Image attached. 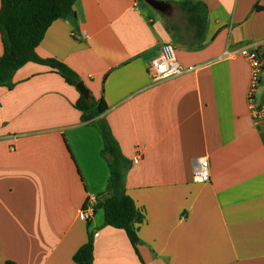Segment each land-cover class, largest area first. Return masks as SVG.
Instances as JSON below:
<instances>
[{
    "label": "crops",
    "instance_id": "obj_1",
    "mask_svg": "<svg viewBox=\"0 0 264 264\" xmlns=\"http://www.w3.org/2000/svg\"><path fill=\"white\" fill-rule=\"evenodd\" d=\"M166 1L159 18L141 0H77L76 21H55L37 48L109 107L103 118L131 164L126 192L144 215L137 249L103 209L79 219L109 196L104 141L75 107L79 91L28 63L13 90L0 86V264H77L90 233L92 264H264V117L252 113L240 54L264 46V0H194L208 9L202 45L174 21L184 0ZM165 44L196 69L154 82L148 67ZM254 104L264 105V76ZM203 159L207 183L194 177Z\"/></svg>",
    "mask_w": 264,
    "mask_h": 264
},
{
    "label": "trees",
    "instance_id": "obj_2",
    "mask_svg": "<svg viewBox=\"0 0 264 264\" xmlns=\"http://www.w3.org/2000/svg\"><path fill=\"white\" fill-rule=\"evenodd\" d=\"M77 0H1L0 32L4 47L0 57V86L13 90V78L17 71L28 63H37L50 67L69 85L77 89L82 82L80 76L68 65L54 58H42L37 48L43 41L51 25L59 19L76 21L74 6ZM179 7L186 15L187 25L193 31L194 45H202L208 21V9L202 2L184 0ZM257 11L264 7L256 6ZM176 30V28L171 27ZM264 61V46L257 49ZM80 93V92H79ZM75 107L82 112L85 123L92 124L100 131L104 141L102 155L105 157L110 178L107 188L108 197L95 206L104 210L105 224L124 230L131 244L137 249L140 242L137 224L144 220V215L135 201L127 194L125 174L130 167L129 160L122 154L111 128L103 118L108 105L102 98L95 100L90 94L86 99L81 93ZM77 264L93 263V234H89L88 242L74 255ZM7 264H14L8 262Z\"/></svg>",
    "mask_w": 264,
    "mask_h": 264
},
{
    "label": "built area",
    "instance_id": "obj_3",
    "mask_svg": "<svg viewBox=\"0 0 264 264\" xmlns=\"http://www.w3.org/2000/svg\"><path fill=\"white\" fill-rule=\"evenodd\" d=\"M240 54L248 59L251 64V85L250 102L251 110L256 119L264 117V105H255V93L264 76V61L257 49L245 47L240 50ZM196 67H185L176 56V50L173 44H165L162 47L160 55L149 64V74L154 82H162L172 78L184 75L189 71H194ZM141 156L134 157V162L138 163ZM195 181L207 183L210 181V164L208 159H203L194 170ZM95 214V205L88 202L79 212V219L82 221L90 220Z\"/></svg>",
    "mask_w": 264,
    "mask_h": 264
},
{
    "label": "water",
    "instance_id": "obj_4",
    "mask_svg": "<svg viewBox=\"0 0 264 264\" xmlns=\"http://www.w3.org/2000/svg\"><path fill=\"white\" fill-rule=\"evenodd\" d=\"M147 5L152 7L154 10L160 12V13H166L171 8V5L166 0H142ZM77 90L86 98H90V92L89 89L86 87V85L83 82L78 83Z\"/></svg>",
    "mask_w": 264,
    "mask_h": 264
},
{
    "label": "rangeland",
    "instance_id": "obj_5",
    "mask_svg": "<svg viewBox=\"0 0 264 264\" xmlns=\"http://www.w3.org/2000/svg\"><path fill=\"white\" fill-rule=\"evenodd\" d=\"M141 3L146 6V8H148V10H151L152 13L156 14L157 17L161 18L162 16L159 15V13L157 11H155L152 7H150L149 5H147L145 2H143L141 0ZM180 8V7H179ZM181 9V8H180ZM176 21L180 26H184V24L187 22L186 20V15L182 12V10L179 12V16L177 15L176 17Z\"/></svg>",
    "mask_w": 264,
    "mask_h": 264
}]
</instances>
